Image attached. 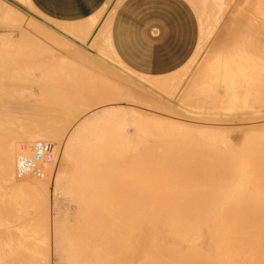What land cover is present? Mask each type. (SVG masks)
Instances as JSON below:
<instances>
[{
	"label": "bare ground",
	"instance_id": "obj_1",
	"mask_svg": "<svg viewBox=\"0 0 264 264\" xmlns=\"http://www.w3.org/2000/svg\"><path fill=\"white\" fill-rule=\"evenodd\" d=\"M16 1L33 8L29 0ZM200 1L202 6L211 2L214 9H210L209 14L200 10L204 15L202 35L192 59L206 46L209 36L218 32L233 2ZM6 5L0 1V23L13 25L17 21L15 24H21L23 29L20 32H25L29 38L56 40L52 31L34 27L33 21L30 22L34 25H23L20 21L23 15L19 16L22 13L16 12L11 4L8 8ZM202 6H198L199 9ZM241 9L246 10L245 13L230 16L234 21L219 32L221 36L226 31V38H214L213 46L197 71L179 92L183 103L198 105V112L192 109L191 117L199 118L197 121L203 124L198 123L199 127L195 124L196 129L186 122L184 125L174 121L158 128L160 119L154 122L147 119L157 124L158 131L152 124L154 131L144 123V128L136 127L142 122L148 123L143 116L144 121L141 116L137 120L129 119L130 108L106 105L102 107L104 120L102 117L99 120L95 108L93 123L86 112L87 115L80 117L72 127L69 128L68 123V132L62 133L59 127L51 126L52 116L60 118L62 115V122H70L71 117L100 106L101 102L118 100L123 95L128 97V89L112 82L107 84L106 80L102 81L103 73L100 72V78L99 73L91 72L96 83L84 85L79 76L78 80L72 78L71 87L64 82L63 86H68L65 90L57 84L58 78L50 77L65 73L51 71L52 61L40 63L44 69H40L42 77L25 80L27 77L24 79L22 75L26 71L17 70L22 63L13 56L15 53L0 55V264H264V143L254 140H264V133H260L264 131V121L246 127H226V123L233 120L264 118V0H246ZM113 12L105 7L86 21L58 23L56 34L80 38L79 43L85 45L101 20L99 32L88 44L100 53L111 51L127 67L108 45ZM14 37L17 38L16 34ZM59 38L60 42L62 38ZM7 41L4 39L5 43ZM66 41L69 43L68 40L64 43ZM27 43L30 45L29 40ZM22 45L18 46L29 47ZM72 50L83 55L88 64L99 67L98 63H102L78 48ZM16 53L21 52L16 50ZM24 53L22 51V55ZM50 55L62 58L57 53ZM11 59L17 61L10 62ZM73 62L72 65L77 63ZM104 62L101 65L105 66ZM12 67L17 69L11 70ZM93 67H89L90 71ZM30 69L34 73L32 70L36 68ZM183 71L180 68L164 76L140 77L155 90L166 93L174 89L172 93H175V87H179L187 73ZM26 82L32 84L27 85H31V90L25 94L28 89L21 84L25 86ZM33 84H37L39 94L32 91ZM46 106L56 107L53 110ZM15 108H18L16 113ZM19 112L21 122L16 118ZM91 114L94 113H90V117ZM9 115L16 116L17 121L12 119L16 125H12ZM55 121L54 125L58 126L59 121ZM133 121L139 123L136 125ZM46 122L52 124L46 126ZM18 123L25 133L21 136L20 130L16 133L17 142L14 137L8 140L9 143L14 139L16 143L5 144L4 136L8 133H4H15L13 130ZM131 123L136 125L133 133L129 129ZM228 130L231 132L227 133ZM10 134L7 137L15 135ZM60 136L62 142L56 140ZM237 137L240 142H236ZM222 142L227 143L229 149L222 150ZM61 161L70 166L71 171L62 170ZM4 181H10L9 191L4 188ZM51 194L65 200L62 204L67 211L50 202Z\"/></svg>",
	"mask_w": 264,
	"mask_h": 264
},
{
	"label": "rangeland",
	"instance_id": "obj_2",
	"mask_svg": "<svg viewBox=\"0 0 264 264\" xmlns=\"http://www.w3.org/2000/svg\"><path fill=\"white\" fill-rule=\"evenodd\" d=\"M233 1V2H232ZM230 2H232L231 4V9H230V11L228 12L227 11V15H225V17L223 18V20H222V25L220 26V29L218 30V32L215 34H211L210 36H209V40H208V43H206V46L202 49V51L198 54V56L197 57H194L195 58V60H194V58L192 59H190L189 61L192 63V64H190L191 66H189L188 64H189V62H187L186 63V65L184 66V67H182V71H183V69H185L184 71H183V73H186V75H185V77L183 78V81L181 82V84L179 85V87L177 88V87H175V91H173V92H175V93H172V90H174V89H172L171 91H169V92H171L172 94L170 95L169 94V92L168 91H166V93L164 92L165 90H155V88L154 87H152V86H150L144 79V81L142 80V78L140 77V75L137 73V72H135V71H133L132 69H130V68H127V67H125L122 63H120V61L113 55V53L110 51V53H109V51H107L106 52V54L105 53H100L97 49H95V48H92L89 44H88V41H89V39H88V41H86L85 42V45H81L79 42H80V38L78 39V38H72V37H63L64 35H60V33L59 34H56V33H58V32H56L57 30H56V22H54V21H52V20H50V19H47V18H45V17H43V16H41L40 15V13L39 12H37L36 10H34L31 6H28V5H25V4H22L21 6H14L16 9H17V11H16V9L13 7V9L16 11V12H20V13H22V14H20L19 16L20 17H22V15H23V17H22V19L20 20V19H18V20H20L21 21V23H23V25L24 24H26V25H29V24H27V23H30V25H34V23H35V25H34V27L36 26H40V28L39 29H41V27H43V29L44 28H46V30H48V31H52L51 33H53V35H55V37L56 38H54V39H56V40H52V41H48V40H40L39 38H29L26 34H25V32L23 33V34H25V35H23L22 34V32H20V30L21 31H23V29H22V27H21V24H15V22L16 23H18L17 21H15L14 23H13V25H15V26H13L12 25V23H10L11 24V26H10V24L9 25H7L8 23H6V22H2V23H0V43H2L3 45H5V46H1V44H0V55H11L12 56V54H14L13 56H17L16 57V59H18V61H20L21 63H22V67H21V65H20V67H19V69H17V68H14L15 70L17 69V70H20V68L22 69L21 71H26V73H25V75L23 74L22 76L24 77V79H25V76L27 77L25 80H32V79H37V78H40V77H42V73H40V71L41 70H44V69H41V68H43V67H41V64L42 63H47V64H50V62L52 61L53 62V64L52 65H50L51 67H50V70L51 71H57L58 73H60V71L61 72H65V73H62V74H58V76L57 75H51L50 77L51 78H54V79H57L58 80V85L60 86H62V88L63 89H65V90H67L66 88H68V86H63V83L65 82V84L66 85H71L72 86V78H74V80L75 79H77L78 80V78H79V76H80V78L83 80L81 83L82 84H84V85H88L89 83H96L97 82V80L96 79H94L92 76H95L94 74H96V73H99V75H100V78H101V73H103L105 76L103 77L102 76V78H103V80L102 81H104V80H106V83L107 84H111V82H112V84L113 83H115V85H117V86H120V87H122V88H125V89H128L127 91H129V96H131V95H133V96H131V98L128 96L127 97V95H123V97L122 98H120L119 97V99L118 100H114V101H112V100H110L109 99V102L107 103V101L106 102H104L105 104H103L102 102H101V104H100V106L98 105V106H94V108L92 107V108H88L87 110L88 111H84V112H82V114L80 115V113L78 114V115H75V118H74V116L73 117H71L69 120H71L70 122H67V121H63L62 122V120H63V117H62V115H60L61 117L60 118H56V117H53L52 116V120L53 121H51L52 123H53V125H51L52 127L54 126V127H59L58 129L59 130H63L62 131V133H67L68 132V126H67V124L69 125V128L70 127H72V125L74 124V123H76V122H78L79 120H80V117H84L85 116V114L87 115V113L89 114V117H88V120L90 121V122H92L93 123V121L95 120V118H96V114H95V112L97 113V111L96 110H98V114H97V116H98V118H99V120H101V117H102V119L103 118H105V115L104 116H102V107L103 108H105L106 107V105H107V107H108V105L109 106H112V105H115V106H118V107H120L121 105L123 106H121L120 108H126L125 110H128L129 108V112H130V115L131 116H129V119L131 118V119H134V118H136V120H137V118L139 117V116H141V119H146V121L148 122V123H150L149 125H148V123H145V122H142L141 124H138L139 122H132V123H134V124H138L139 126H136V125H134V126H136V127H141V128H144V127H142V125H143V123L144 124H146V126L145 127H149V128H151L152 126H151V124L155 127V125H157V124H155L154 125V123H151V122H149L150 120H152V122H154V119H160V120H162V121H160V122H162L163 124H161L160 122H158L159 124V126H157L158 128L160 127V126H164V125H168L169 123L168 122H171V123H173V121L175 122V123H179V122H181V123H179V124H184L183 122H186L187 123V126H189V124H191L189 127H192V128H195V124H197L198 126L197 127H199V124H203L202 122H200V121H197V120H199V118H197V119H194L195 117H191L192 115H194L192 112L193 111H195V112H198L196 109L198 108L197 106L198 105H196L197 103H192L191 105H189L191 102H189V103H187L186 101H184V103H183V100H179V92L182 90V88H184V86H185V84H187V82H189L190 80L189 79H191V77H192V75L195 73V71H197V68L199 67V64L201 63V61H202V59L205 57V55H206V53H208L209 51L208 50H210V47L211 46H213V44H214V38H226V36L228 35V33L226 32V31H223L222 32V34H221V36H219V32H220V30L221 29H223L224 28V26L225 25H228L229 23H231V21H234L233 19H231L230 18V16L234 13V14H241V12H242V9L241 8H244V6H245V3H246V0H231ZM10 7H12V6H10ZM108 10V9H107ZM108 11H112V9H109ZM246 11V10H245ZM245 11L244 12H242V14L243 13H245ZM18 16V17H19ZM29 16V17H28ZM17 17V18H18ZM32 17V18H31ZM33 17H34V19H36L35 21H34V19H33ZM228 18V19H227ZM29 19V20H28ZM27 20V21H26ZM20 21H19V23H20ZM30 21H33L32 23L30 22ZM37 21H38V23H37ZM3 23H5V24H3ZM44 23V24H43ZM5 25V27L4 28H1V27H3ZM7 26V27H6ZM13 26V27H12ZM17 26V27H16ZM45 26V27H44ZM51 27V28H50ZM14 28V29H13ZM21 28V29H20ZM43 29H41V30H43ZM54 29V30H53ZM45 30V29H44ZM45 30V31H46ZM4 31V32H3ZM9 31H11V32H9ZM5 32H6V34H5ZM3 33H4V35H3ZM10 34V35H9ZM16 34V36H17V38L16 37H14V35ZM18 34H20L19 36L21 37V35H22V37L20 38L19 36H18ZM5 35H6V37H5ZM9 35V36H8ZM59 35V36H58ZM23 36H25V37H23ZM15 39H14V38ZM20 38V40L21 39H23V40H21V42H20V40H19V38ZM27 37L29 38V39H27ZM59 37H61L62 39L63 38H66V39H64V41L65 40H68L69 41V43H67V41H66V43H64V41L62 42L61 40H60V42H62V43H60L59 42V40L58 39H60ZM58 38V39H57ZM4 39H5V41H7L6 43H8L7 45H6V43L4 42ZM12 39V40H11ZM25 39V40H24ZM71 39V40H70ZM16 40V41H15ZM29 40V42H30V45H29V43H27V41ZM13 41V42H12ZM17 41H19L20 43H17ZM24 41H26V42H24ZM58 41V42H57ZM72 43H76V44H70L71 42ZM33 44H32V43ZM54 42H57L58 44H61V45H58V44H54ZM5 43V44H4ZM15 43V44H14ZM35 43V44H34ZM44 43V46L42 45ZM10 44H14L13 46H11ZM24 45V46H26V45H28L29 47H19L18 45ZM26 44V45H25ZM62 44H64L63 46H62ZM78 44V45H77ZM16 45V46H15ZM22 45V46H23ZM67 45V46H66ZM10 46V47H9ZM18 46V47H17ZM33 46H35V49H33V48H31V47ZM49 48H48V47ZM61 46V47H60ZM71 48H70V47ZM80 48H79V47ZM2 47V48H1ZM8 47V48H7ZM15 47H16V50H17V52H21V53H16V50H15ZM43 47V48H42ZM45 47V48H44ZM58 47V48H57ZM68 47V48H67ZM74 47H75V49L76 48H78V49H80V50H82V52L83 53H85L86 54V56H88V54H89V56L91 57H96V58H94V60L95 59H99V62H100V60H101V62L103 63L104 61V64H105V66H107V68L109 69L110 68V70H108L104 65H101L102 63H98L99 64V67H97V66H94V65H92V64H88V63H86L87 62V60H86V58L83 56V55H81L80 53H78V52H73L74 50H72V49H74ZM3 48H4V50H3ZM5 48H7V50L5 49ZM13 48V49H12ZM20 48V50L21 51H19L18 49ZM43 50L42 52H41V49ZM9 49V50H8ZM25 49H27V51L25 50ZM46 49V50H45ZM50 51V53L51 54H54V53H57L58 55H61L62 56V58L60 59H55V57L54 56H56V55H52L53 56V58H51L52 56L50 55V53H49V51ZM59 49V50H58ZM11 50V51H10ZM13 50V51H12ZM32 50H33V52H32ZM35 50V51H34ZM39 50H40V52H39ZM61 50V51H60ZM3 51V52H2ZM8 52L9 51V53H6L5 54V52ZM22 51H23V55H22ZM45 51H47V53L45 52ZM55 51V52H54ZM14 52V53H13ZM32 52V53H31ZM30 55H29V54ZM33 53H35V54H33ZM39 53H41V54H39ZM43 53V54H42ZM108 53V54H107ZM20 55V57L22 58L21 60H19L20 59V57L18 56V55ZM26 54V55H25ZM33 54V55H32ZM37 54H39V55H37ZM47 54V55H46ZM50 56H49V55ZM104 54V55H103ZM41 55H43V56H45V57H40ZM40 58H39V57ZM49 56V59H47V57ZM98 56V57H97ZM34 58V60H33V58ZM69 57H70V59H69ZM24 58H28L27 60H24ZM43 58L45 59V61L43 60ZM56 58H58V56H56ZM73 58V59H72ZM84 58V59H83ZM111 58V59H110ZM41 59V60H40ZM64 59V60H63ZM81 60V61H79V62H77V61H74V60ZM13 60H15V59H13ZM23 60V61H22ZM57 60V61H56ZM66 60V61H65ZM67 60H68V62H67ZM72 60V61H71ZM85 60V61H84ZM192 60H193V62H192ZM10 62H16L17 60H15V61H12V59L11 60H9ZM26 61V62H25ZM29 61V63H28V66H27V62ZM70 61H71V63H70ZM74 61V62H73ZM84 61V63H82ZM20 62H18V63H20ZM25 62V63H24ZM32 62V63H31ZM72 62L73 63H76V64H73V65H75V66H73L72 65ZM98 62V61H97ZM20 63V64H21ZM34 63V64H33ZM41 63V64H40ZM59 63V64H58ZM67 63V64H66ZM25 64V66H24V68H23V65ZM65 64V65H64ZM78 64V65H77ZM84 64V65H83ZM38 65V66H37ZM61 65V67H59ZM68 65V66H67ZM71 65V66H70ZM89 66L91 69H92V67L94 68V70H91L90 71V69H89V67L87 68V66ZM92 65V66H91ZM105 68H104V67ZM32 68V69H34V68H36V69H34V70H32L34 73H31L30 71H31V69L30 68ZM57 67V68H56ZM66 67V68H65ZM72 67V68H71ZM97 67V68H96ZM103 67V68H102ZM189 69H188V68ZM27 68H29V71H28V69ZM61 68V69H60ZM83 68V69H82ZM87 68V69H86ZM13 69V67H12V69L11 70H14ZM23 69H27V70H23ZM41 69V70H40ZM53 69V70H52ZM57 69V70H56ZM59 69V70H58ZM72 69V70H71ZM101 69V70H100ZM102 69H106V70H102ZM116 69V70H115ZM69 70V71H68ZM89 70V71H88ZM98 72H97V71ZM37 71V72H36ZM73 71V72H72ZM82 71V72H81ZM86 71V72H85ZM30 74H29V73ZM84 72V73H83ZM94 73V74H92V73ZM101 72V73H100ZM105 72V73H104ZM110 72L112 73V74H110ZM38 73V74H37ZM106 73H108L107 75H106ZM193 73V74H192ZM69 74H70V76H69ZM31 75H32V77H31ZM34 75V76H33ZM68 75V76H67ZM111 75L113 76L112 78H111ZM21 76V77H22ZM29 76V77H28ZM54 76V77H53ZM68 78H67V77ZM84 76V77H83ZM90 76H91V78H90ZM108 76V77H107ZM120 76H121V78H120ZM123 76V77H122ZM22 77V78H23ZM31 77V78H30ZM88 77H89V79H88ZM69 79V78H71V80L70 81H68V80H66V79ZM105 78V79H104ZM111 78V79H110ZM114 78V79H113ZM86 79V80H85ZM113 79V80H112ZM73 80V81H74ZM85 80V81H84ZM94 80V81H93ZM112 80V81H111ZM128 80V81H127ZM62 81V82H61ZM108 81H109V83H108ZM114 81V82H113ZM75 82V81H74ZM73 82V83H74ZM28 83V84H27ZM102 83H104V82H102ZM118 83V84H117ZM121 83V84H120ZM23 84V85H22ZM21 84V86H23V88L25 89V88H27L28 90H27V92H26V90H25V92H23V93H28V92H30V90H31V85L29 86V87H27V85H29V84H32L31 82H26V85L24 86V84L25 83H22ZM64 84V85H65ZM34 85V86H33ZM32 85V89H34V90H32V91H36V93H38L39 94V91L37 90V87L38 86H36L37 84H33ZM69 85V87H71ZM137 85V86H136ZM143 85V86H142ZM148 85V86H147ZM60 86V87H61ZM22 88V87H21ZM23 88H22V90H23ZM177 88V89H176ZM24 91V90H23ZM20 93L22 92L21 91V89H20V91H19ZM153 92V93H152ZM168 92V93H167ZM159 94V95H158ZM166 94H168V95H166ZM154 95H156V96H154ZM177 95V96H176ZM159 96V97H158ZM172 98H171V97ZM124 97H125V99H124ZM118 98V97H117ZM127 98V99H126ZM163 98V99H162ZM178 101V102H177ZM182 101V102H181ZM140 102H142V103H140ZM173 103V104H172ZM117 104V105H116ZM186 104V105H185ZM102 105H104V106H102ZM148 105V106H147ZM165 105V106H164ZM52 106V105H51ZM50 106V107H51ZM184 106H186V107H184ZM50 107H48V108H50ZM54 107H56V106H54ZM54 107H52L53 108V110H54ZM162 109H161V108ZM165 107V108H164ZM196 107V108H195ZM45 108H47V106L45 107ZM47 108V109H48ZM52 108H50V109H52ZM96 108V109H95ZM190 108V109H189ZM18 110V108H15L14 109V112L16 113V111ZM93 109H95V112H94V110ZM132 109V110H131ZM166 109V110H165ZM187 109V110H186ZM192 109H193V111H192ZM16 110V111H15ZM93 110V111H92ZM172 110V111H171ZM264 110V109H263ZM128 111H126V112H128ZM132 111V112H131ZM134 111V112H133ZM182 111V112H181ZM12 113V114H14L15 115V113ZM87 112V113H86ZM94 113L93 115L91 114V117H90V113ZM99 112H101V113H99ZM19 113H20V115H19ZM19 113H17V117L16 116H13V117H11V115H9V119H15V121H17V119L16 118H18V122H21L20 121V119H21V117H19V116H21V112H19ZM136 115H135V114ZM172 113V114H171ZM101 114V115H100ZM104 114V113H103ZM126 114V113H125ZM179 114V115H178ZM128 115H129V113H128ZM127 114H126V116H128ZM138 115V116H137ZM182 117H181V116ZM262 115H264V113L262 114ZM94 116V117H93ZM133 116V117H132ZM137 116V117H136ZM142 116H143V118H142ZM184 116V117H183ZM190 116V117H189ZM14 117H16V118H14ZM76 117H77V119H76ZM148 117V118H147ZM61 118H62V120H61ZM94 118V119H93ZM140 118V117H139ZM138 118V119H139ZM186 118H187V120H186ZM91 119V120H90ZM144 119L142 120V121H144ZM147 119H149V121L147 120ZM54 120H56L55 121V123H57V120L59 121V122H61V123H59L58 122V126H57V124H55L54 125ZM61 120V121H60ZM68 120V121H69ZM73 120H75V121H73ZM104 120V119H103ZM102 120V121H103ZM163 120H165V122L166 123H164V121ZM261 120H262V122H261ZM261 120H252V121H249V120H247V121H237V120H233L231 123L230 122H227L226 124V127H228L229 126V128H232V127H237V126H241V127H246V126H248V125H251V124H256L258 121H260V122H258V123H263V121H264V118L263 119H261ZM14 120H12V125H16V124H13V123H16L15 121L13 122ZM156 121H159V120H156ZM193 121H195V122H193ZM141 122V121H140ZM191 122H193V123H191ZM242 122H243V124H242ZM41 123V122H40ZM43 123V122H42ZM47 123H49V122H46V126H50V124H52V123H50V124H47ZM65 123V124H64ZM72 123V124H71ZM95 123V122H94ZM129 124L128 126L130 127L129 129H131V132L133 133V130H134V126H133V124ZM155 123H157V122H155ZM185 123V124H186ZM199 123V124H198ZM235 123V124H234ZM31 124V123H30ZM33 124H35V123H33ZM32 124V125H33ZM39 124V123H38ZM43 124V126H45ZM59 124L60 125H62V126H59ZM71 124V125H70ZM184 124V125H185ZM194 126H193V125ZM19 125V126H18ZM18 125H17V127L19 128V130H18V128L15 126L14 127V130L13 131H15V133L14 132H12V131H8V132H5L4 134H7V136H9V133H11L10 135H12V134H15L14 136L12 135V136H10V138L9 137H7L6 135L4 136V138L6 137V139L7 140H4V138L2 137V139L4 140V143L5 144H9V143H16L18 140V138H17V134L16 133H20L21 131L20 130H22V132H21V136L25 133L24 131H25V129L24 128H22L21 129V123H18ZM66 125V126H65ZM148 125V126H147ZM35 126V125H34ZM36 126H37V122H36ZM38 126H41L40 124L38 125ZM63 126H65V127H63ZM61 127H63V129L61 128ZM66 127H67V129H66ZM65 128V129H64ZM133 128V129H132ZM140 128V129H141ZM148 128V129H149ZM156 128V127H155ZM158 128H156L155 129V131L157 130H159ZM135 129H137V128H135ZM139 128H138V130H140ZM152 129V128H151ZM196 129V128H195ZM17 130H18V132H17ZM24 130V131H23ZM65 130V131H64ZM67 130V131H66ZM143 130H147V129H143ZM153 131H154V128L152 129ZM20 131V132H19ZM230 133L231 131H227V133ZM262 132L264 133V131H261L260 133L262 134ZM62 133H60L61 135H62ZM65 133V134H66ZM139 133H141L142 134V131L140 130V132ZM144 133V132H143ZM259 133V132H258ZM259 133V134H260ZM3 134V135H4ZM238 135V134H237ZM257 136L258 137H260V135H256V138H257ZM264 136V134H262V137ZM12 137H14V139L16 140V142H15V140L13 139L11 142H9L8 143V140L10 141L11 139H12ZM19 137H20V135H19ZM262 137H260V138H262ZM9 138V139H8ZM59 139L60 138H62V136H60V137H58ZM56 139V140H58V141H61L62 142V140L63 139ZM264 138V137H263ZM254 140H256V141H259L260 140V142H262V143H264V140L262 139H254ZM225 141V140H224ZM223 141V142H224ZM3 142V141H2ZM222 142V144L220 145L221 147H222V150L223 149H229L228 148V144H227V146H225V145H223L224 143ZM236 142H240V139H239V137H237L236 138ZM227 147V148H226ZM66 164L63 162V161H61V164H60V168L61 167H63V168H61L62 170H65V169H67V170H65V172L67 171V172H69V171H71V169H70V166H68L67 167V165L65 166ZM42 166V165H41ZM58 168H59V165H58ZM69 169V170H68ZM66 172V173H67ZM4 183H5V181H4ZM3 183V186L5 185H8V186H4V188H7L8 189V191H9V189H11L10 187H12V185H10L11 183H10V181L8 182H6L5 184ZM52 186H50L49 187V189H50V191H51V188ZM7 191V192H8ZM54 195H50V202L52 201L53 202V204L55 205V203H56V207L57 208H64V209H66L65 211H67V208H66V206H65V204H62V202H65V200H63L62 198L60 199V198H58L57 197V195H55V198L53 197Z\"/></svg>",
	"mask_w": 264,
	"mask_h": 264
},
{
	"label": "crops",
	"instance_id": "obj_3",
	"mask_svg": "<svg viewBox=\"0 0 264 264\" xmlns=\"http://www.w3.org/2000/svg\"><path fill=\"white\" fill-rule=\"evenodd\" d=\"M0 1L3 5H6L4 1L9 3L6 5L7 8L11 5L13 7L22 5L16 0ZM29 2L41 16L57 24L83 22L97 15L105 7L108 10L112 9L114 12L108 45L128 68L144 76H164L182 68L198 47L202 35L201 21L204 19L202 14L204 12L209 14L208 11L214 9V6L210 5L211 2L208 1L206 6H202L200 0H29ZM198 6H202L203 9H199ZM200 10H203V13ZM101 25L100 20L90 39L88 38V43L99 32Z\"/></svg>",
	"mask_w": 264,
	"mask_h": 264
},
{
	"label": "built area",
	"instance_id": "obj_4",
	"mask_svg": "<svg viewBox=\"0 0 264 264\" xmlns=\"http://www.w3.org/2000/svg\"><path fill=\"white\" fill-rule=\"evenodd\" d=\"M39 146H41V144H39ZM42 153H40V156H41ZM41 169V168H40ZM42 170V169H41Z\"/></svg>",
	"mask_w": 264,
	"mask_h": 264
}]
</instances>
